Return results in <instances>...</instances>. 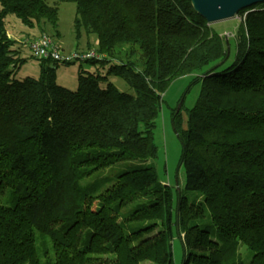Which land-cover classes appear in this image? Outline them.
<instances>
[{
	"label": "trees",
	"instance_id": "trees-1",
	"mask_svg": "<svg viewBox=\"0 0 264 264\" xmlns=\"http://www.w3.org/2000/svg\"><path fill=\"white\" fill-rule=\"evenodd\" d=\"M56 1L74 4V39L86 36V45L55 44L95 56L35 58L31 41L59 35L47 32L57 3L0 0V264H174L173 230L181 264H264V2L239 10L227 36L189 0ZM11 15L23 35L8 31ZM25 46L39 74L16 78ZM74 61L70 89L56 68ZM186 75L199 91L185 118L170 109L184 174L173 191L152 162L153 130L165 91ZM124 162L102 191L83 184Z\"/></svg>",
	"mask_w": 264,
	"mask_h": 264
},
{
	"label": "rangeland",
	"instance_id": "rangeland-1",
	"mask_svg": "<svg viewBox=\"0 0 264 264\" xmlns=\"http://www.w3.org/2000/svg\"><path fill=\"white\" fill-rule=\"evenodd\" d=\"M47 1L50 4L56 2L58 5L56 30L49 25L47 26V32L49 34H54L56 31L59 34L54 36L55 41L51 38L53 42L57 43L58 46L63 48L64 51L66 50V52L69 50H74L75 48H84L86 45V36L82 35L78 41H75L74 39V33L72 29V22L75 16L74 4L72 2H57L56 0ZM238 20H240V17L236 15L235 17L227 20L213 22L212 27L218 33L230 36V34L232 35L234 33L238 24ZM26 28L27 27L24 26L15 16L11 15L7 17V29L9 32H13V34L16 35H23V33L26 31ZM89 38L91 37L89 36ZM85 51L81 53H85ZM21 56L25 57L26 60L17 69L15 74L16 78H22L24 76H38V62L36 59L30 57L29 50L26 46L23 48ZM79 65V61H74L69 64H59L56 68L57 82L64 87L74 89L76 86L75 78ZM111 80L118 90L132 92L131 89H128L126 84L121 79L112 77ZM192 80V75H186L177 78L168 86L163 95V103L158 115L156 126L153 130V140L157 145L158 151L156 159L152 162L156 169L158 178L161 181L169 184L173 188V191H175V188L177 187L176 183L178 186H180V188H182L184 174L182 168L179 167L181 145L171 125L170 109H177L181 107V114L183 115V118H185L186 109L190 108L194 104L199 91V83H191ZM126 166L127 162L116 163L108 168L97 170L90 177L85 179L83 184L97 181L99 183L98 191L100 192L111 184L110 177L112 174L125 169ZM1 172L5 173L6 171L2 170ZM184 194L191 201L198 200L200 198V195L195 191L184 190ZM146 197V192L139 193L125 201L122 205V209L124 207H126L125 209H129L133 205L144 201ZM137 213H144L143 208L141 207L140 211ZM136 217L138 216L134 215L133 219L130 217L132 220L129 222H138L140 218L137 219ZM115 219L118 221L120 218L119 216H116ZM150 234L151 233L144 234L141 236V238H145ZM210 237L214 241L220 242L216 231L213 230L210 233ZM170 238L172 243L173 262L174 264H181L184 252L180 239L174 230L172 231ZM241 253V258L243 259H246L249 256V253L242 247ZM189 264L192 263L189 262Z\"/></svg>",
	"mask_w": 264,
	"mask_h": 264
},
{
	"label": "water",
	"instance_id": "water-1",
	"mask_svg": "<svg viewBox=\"0 0 264 264\" xmlns=\"http://www.w3.org/2000/svg\"><path fill=\"white\" fill-rule=\"evenodd\" d=\"M196 13L207 23L227 20L237 15L239 10L264 0H189Z\"/></svg>",
	"mask_w": 264,
	"mask_h": 264
},
{
	"label": "built area",
	"instance_id": "built-area-1",
	"mask_svg": "<svg viewBox=\"0 0 264 264\" xmlns=\"http://www.w3.org/2000/svg\"><path fill=\"white\" fill-rule=\"evenodd\" d=\"M31 54L35 58L52 59L56 61H69L72 59H83L85 57L95 56L93 51L79 54L77 52L63 53L61 49L46 35L29 43Z\"/></svg>",
	"mask_w": 264,
	"mask_h": 264
}]
</instances>
